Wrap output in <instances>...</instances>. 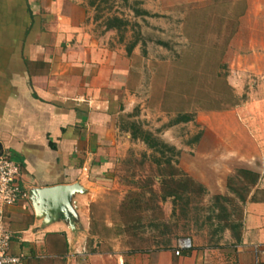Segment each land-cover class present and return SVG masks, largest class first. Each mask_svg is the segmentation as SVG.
<instances>
[{
	"label": "crops",
	"instance_id": "obj_1",
	"mask_svg": "<svg viewBox=\"0 0 264 264\" xmlns=\"http://www.w3.org/2000/svg\"><path fill=\"white\" fill-rule=\"evenodd\" d=\"M88 29L77 0H0V154L20 162L28 193L7 211L12 254L21 264H255L259 247L264 263V0H249L228 54L230 86L240 96L248 85L252 98L221 114L227 123L215 125L219 132L203 133L196 162L186 154L180 162L211 196L226 195L228 176L242 165L259 174L231 253L205 248L177 257L175 244L131 251L97 231L93 205L132 148L124 117L135 72L131 57ZM59 186L79 188L73 224L37 195Z\"/></svg>",
	"mask_w": 264,
	"mask_h": 264
},
{
	"label": "rangeland",
	"instance_id": "obj_2",
	"mask_svg": "<svg viewBox=\"0 0 264 264\" xmlns=\"http://www.w3.org/2000/svg\"><path fill=\"white\" fill-rule=\"evenodd\" d=\"M77 3L86 9L90 34L131 57L135 78L133 92L128 94L132 103L124 117V128L130 131L136 124L178 153L167 149L157 152L132 140V148L113 174L104 200L93 205L97 231L106 240L119 239L131 251H163L168 242L174 246L179 238H190L194 243L192 251L220 244L222 249H228L226 252H233L229 246L236 239L231 230L219 231L227 222L216 217L231 215L235 222L243 218L245 205L240 195L247 199L250 195L242 191L240 184L234 186L239 194L228 190L230 178L239 180L237 173L245 169L243 165L228 176L227 193L223 196L230 197L231 203H224L225 211L212 210L215 196L209 193L206 197L192 194L189 202L185 200L177 206L172 199L163 201L160 183L165 177L171 182L169 161L176 166L186 154L191 162H196L195 146L203 133L219 132L215 125L227 123L221 114L252 98L248 85L239 96L226 83L231 75L230 44L240 29L249 0ZM113 17L124 22L122 26L116 23L121 26L119 31L107 29ZM184 115L190 116L191 121L177 123ZM178 167L189 175L182 165ZM261 198L259 191L253 196L254 201ZM107 225H112L111 229Z\"/></svg>",
	"mask_w": 264,
	"mask_h": 264
},
{
	"label": "trees",
	"instance_id": "obj_3",
	"mask_svg": "<svg viewBox=\"0 0 264 264\" xmlns=\"http://www.w3.org/2000/svg\"><path fill=\"white\" fill-rule=\"evenodd\" d=\"M123 1L128 3V0H123ZM110 21L112 23L108 26L107 28L108 30L119 31L121 29V26L124 25V22L118 17H113L112 20ZM116 23H119L121 26L117 25ZM128 54L131 56L132 50H130ZM226 83L228 87H231L228 81ZM234 106H238V103H234ZM191 119L192 118L190 116L184 115L177 121V123H181V122L187 123L190 122ZM129 133L132 135V140L143 142L151 150L158 152L161 151L162 149L164 150L167 149L170 150L173 154H178L176 152V148L170 147L169 145L163 143L154 135V133H152L151 131H146V130L144 131L141 127H139L136 124H133ZM179 164H180L179 162H176L175 163L176 166H174L172 162L170 161L168 162V168L171 172V174L169 175L171 177V182H169V180H166V177L163 180L161 179L160 184H161V189L163 191L162 200L166 201L168 199H172L174 201V204L177 206L178 203L180 202L183 203L185 202V200L189 202L192 194H198L199 196L202 195L203 197H206L208 195L207 188L203 184L198 183L183 170H181L178 167ZM237 175L239 180H236L235 178H230V181L228 183V190H230V192L233 191L239 194V190L234 188V186L236 184H240L242 187V191H244L249 196L252 193V190L255 189L259 183V179H260L259 174L250 171L248 169H240ZM176 178L178 180L175 181L174 179ZM247 200H248L247 197H245L242 194L240 195V201L242 204L246 205ZM224 203H231L230 197L223 195H216L213 198L212 210L217 211V209L219 208L220 210L225 211ZM188 205L189 203L185 204V206ZM218 217L219 216H217L216 219L227 222L225 226H220L221 229L219 231L224 232L226 230H231V232L233 233V237L236 239V242L232 244L231 247H235L237 244H240L242 240V232L244 227L243 224L244 216L238 222L232 220L231 215H227L225 218H220V217L218 218ZM209 220L212 221L213 218H210ZM170 249H172V244L171 242H168V244L166 245V250H170ZM212 249L214 250L222 249V246H220V244H216V246L213 247Z\"/></svg>",
	"mask_w": 264,
	"mask_h": 264
},
{
	"label": "built area",
	"instance_id": "obj_4",
	"mask_svg": "<svg viewBox=\"0 0 264 264\" xmlns=\"http://www.w3.org/2000/svg\"><path fill=\"white\" fill-rule=\"evenodd\" d=\"M22 166L20 162L6 154H0V264H21L22 256L12 254V244L15 238L7 221L9 208L18 205L28 198V193L21 186ZM194 250L193 240L180 238L175 242V255L182 256L184 252ZM255 264H264L260 258L262 251L255 247Z\"/></svg>",
	"mask_w": 264,
	"mask_h": 264
},
{
	"label": "water",
	"instance_id": "obj_5",
	"mask_svg": "<svg viewBox=\"0 0 264 264\" xmlns=\"http://www.w3.org/2000/svg\"><path fill=\"white\" fill-rule=\"evenodd\" d=\"M78 192L79 188L77 186H59L37 192V195L40 196L41 199H45L48 207L53 209L56 213L62 214L63 217H68L73 224V217L69 211L71 209L70 201L72 196ZM39 202L41 208L38 209L37 207V211H44L45 205L43 201Z\"/></svg>",
	"mask_w": 264,
	"mask_h": 264
}]
</instances>
